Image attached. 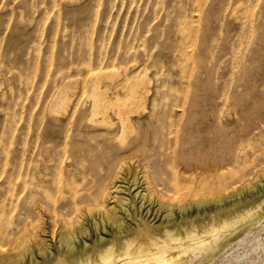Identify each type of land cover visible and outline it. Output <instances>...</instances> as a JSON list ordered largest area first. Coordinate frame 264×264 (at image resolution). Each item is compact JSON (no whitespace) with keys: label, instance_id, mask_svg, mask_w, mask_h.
<instances>
[{"label":"rangeland","instance_id":"374dc122","mask_svg":"<svg viewBox=\"0 0 264 264\" xmlns=\"http://www.w3.org/2000/svg\"><path fill=\"white\" fill-rule=\"evenodd\" d=\"M141 77L181 128L205 115L212 136L218 120L245 156L243 196L264 190V0H0V231L16 227L21 174L74 172L69 118L93 83L125 92ZM66 97L68 115L49 113ZM221 246L186 264H264V218Z\"/></svg>","mask_w":264,"mask_h":264},{"label":"bare ground","instance_id":"6f19581e","mask_svg":"<svg viewBox=\"0 0 264 264\" xmlns=\"http://www.w3.org/2000/svg\"><path fill=\"white\" fill-rule=\"evenodd\" d=\"M148 92L144 77L125 92L93 83L75 103L78 138L68 135L64 152L74 172L35 186L21 174L0 264H186L202 255L205 263L264 218V190L243 196L245 156L229 149L218 120L212 136L205 115L183 129L168 112L177 104L150 102ZM71 102L58 99L49 113L66 116Z\"/></svg>","mask_w":264,"mask_h":264}]
</instances>
